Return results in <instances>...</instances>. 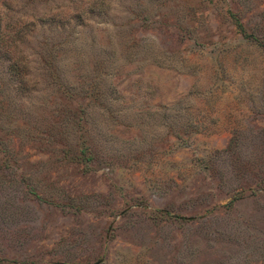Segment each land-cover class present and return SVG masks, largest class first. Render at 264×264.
I'll return each mask as SVG.
<instances>
[{
  "label": "rangeland",
  "instance_id": "374dc122",
  "mask_svg": "<svg viewBox=\"0 0 264 264\" xmlns=\"http://www.w3.org/2000/svg\"><path fill=\"white\" fill-rule=\"evenodd\" d=\"M0 264H264V0H0Z\"/></svg>",
  "mask_w": 264,
  "mask_h": 264
},
{
  "label": "trees",
  "instance_id": "16d2710c",
  "mask_svg": "<svg viewBox=\"0 0 264 264\" xmlns=\"http://www.w3.org/2000/svg\"><path fill=\"white\" fill-rule=\"evenodd\" d=\"M238 27H239V25H238Z\"/></svg>",
  "mask_w": 264,
  "mask_h": 264
}]
</instances>
